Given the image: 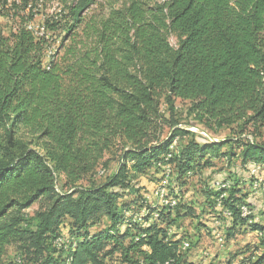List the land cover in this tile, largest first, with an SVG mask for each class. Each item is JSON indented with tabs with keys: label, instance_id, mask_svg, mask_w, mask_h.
Returning <instances> with one entry per match:
<instances>
[{
	"label": "trees",
	"instance_id": "obj_1",
	"mask_svg": "<svg viewBox=\"0 0 264 264\" xmlns=\"http://www.w3.org/2000/svg\"><path fill=\"white\" fill-rule=\"evenodd\" d=\"M38 1L0 0V264L8 246L18 264H108L115 254L122 264H185L170 233L188 207L173 198L134 222L126 214L138 199L119 202L135 175L168 166L183 183L227 145L226 159L237 149L241 164L264 170V145L201 140L178 128L177 107L206 131L264 122V0H127L102 17L86 15L97 0H63L29 29ZM114 151L104 182L82 186ZM238 185L205 194L230 215L227 238L237 225L263 236ZM37 202L45 208L30 221ZM237 264H264V251Z\"/></svg>",
	"mask_w": 264,
	"mask_h": 264
},
{
	"label": "rangeland",
	"instance_id": "obj_2",
	"mask_svg": "<svg viewBox=\"0 0 264 264\" xmlns=\"http://www.w3.org/2000/svg\"><path fill=\"white\" fill-rule=\"evenodd\" d=\"M10 2L13 0H9ZM63 0H39L37 6V14L34 20L29 24L33 29L40 27L44 18L52 15L59 9V5ZM68 4L74 0H64ZM127 0H97L95 6H93L86 15H95L102 17L109 9L118 8L123 5ZM152 2H162L163 0H148ZM25 16L27 12H24ZM3 32L6 35L8 30L3 28ZM58 42V43H57ZM54 44L56 49L60 44L59 40ZM171 47L176 48V40L174 37L169 38ZM65 42L64 45H67ZM180 110L179 117L180 125L178 128L185 129L193 132L201 140H222L230 139L236 141L237 139L243 142H253L264 145V122L250 124L245 127L244 132L240 133L238 128L233 129H221L217 131L203 130L194 121H190L184 114V104H177ZM171 129L164 128L162 131V139H166L171 134ZM184 140H177L173 144L177 149L183 144ZM231 148L227 145L222 149L221 154L217 158L208 159L211 166H201V169H195V173L184 178V182L179 183L175 181L174 175L167 177V182L171 180V186H165V190H160V185L163 184L165 177L164 167L157 170L152 167L146 170L144 173L137 174L134 177L135 190L127 194L119 202L121 207H127L135 200L138 203L137 206H131V210L126 214L127 218L133 219V221L141 222L146 215L145 207H151L153 209L160 208L165 200L169 197L178 198V203L183 207H188L192 215H187L184 218L179 219L171 226V235L174 240H182L184 250L181 247V255L185 264H225L232 261L237 264L241 259L257 258L264 251V231L263 236L261 233L253 232L250 229H244L236 226V230L232 236L227 238V229L232 225L230 215L224 213L220 202L217 201L215 207L211 205V196H207L205 191L210 192L218 191V185H225L229 187L231 183L236 180L239 184L240 190L245 193L246 202L251 205L250 213L254 218V222L264 227V170H257L256 174L251 177L249 168L255 167L252 163L241 164L238 158V150H234L236 153L232 160H228L223 156V153L227 152ZM118 153L116 151L110 152L105 155L102 163H107L106 167L99 166L93 176L85 179L82 182V186H86L88 181H95L96 183H103L105 178L110 175L111 172L117 166ZM253 170V169H252ZM256 170V169H255ZM104 175H101V172ZM63 185L62 177L58 176L55 179V188L58 192L61 191ZM215 186V187H214ZM224 187V188H225ZM216 188V189H215ZM138 191V192H137ZM164 191V192H163ZM165 194V195H164ZM162 195V196H161ZM144 202L142 209L139 208L140 202ZM162 203V204H161ZM125 205V206H124ZM45 204L43 202H37L33 204L27 211L26 215L30 221L33 220L35 214L39 210H43ZM133 209V210H132ZM180 213L184 215L185 210L180 209ZM249 212V210H248ZM221 215L220 218L217 215ZM153 219L146 221L144 224H148L154 221ZM108 226V223L104 221L99 227L92 229L90 232L97 233L103 231ZM124 228L122 227V230ZM65 230V229H64ZM64 243H68V239L65 238ZM5 257L3 258L4 264H18V260L21 259L16 246H8L5 251ZM21 264H27L22 261ZM108 264H122L120 256L115 254L112 260Z\"/></svg>",
	"mask_w": 264,
	"mask_h": 264
},
{
	"label": "bare ground",
	"instance_id": "obj_3",
	"mask_svg": "<svg viewBox=\"0 0 264 264\" xmlns=\"http://www.w3.org/2000/svg\"><path fill=\"white\" fill-rule=\"evenodd\" d=\"M164 171H165V168H164ZM251 171H252V174L253 175H255L256 174V171H257V169L255 170V169H251ZM167 185V180L166 181H164L163 182V190H165L166 191V189H165V186ZM215 187V186H214ZM223 187H225V185H218V188H223ZM160 190H162V185H160ZM217 188V189H218ZM216 189V188H215ZM164 192V191H163ZM165 195V194H164ZM162 196V195H161ZM164 198H166V195H165V197H163V199L162 200H165L164 201V203L161 205V206H163V207H174V199L171 197V198H167V199H164ZM242 213H243V215L244 216H246V215H248V211L244 208L243 210H242ZM228 215V214H227Z\"/></svg>",
	"mask_w": 264,
	"mask_h": 264
},
{
	"label": "built area",
	"instance_id": "obj_4",
	"mask_svg": "<svg viewBox=\"0 0 264 264\" xmlns=\"http://www.w3.org/2000/svg\"><path fill=\"white\" fill-rule=\"evenodd\" d=\"M28 28H29V29H32L31 26H29ZM164 168H165V177H164V179H163V182L166 181L167 177H169V176L171 175V170H170V168H169L168 166H164ZM249 169H250V168H249ZM250 172H251V169H250ZM162 189H163V184H162ZM175 205H176V201H174V206H175ZM58 243H61V240H60V241L58 240ZM184 245H185V244L182 245V250H184Z\"/></svg>",
	"mask_w": 264,
	"mask_h": 264
}]
</instances>
